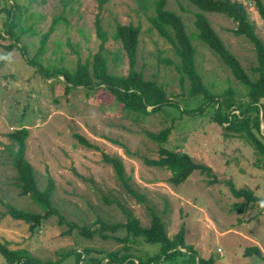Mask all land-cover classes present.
<instances>
[{"label": "rangeland", "instance_id": "rangeland-1", "mask_svg": "<svg viewBox=\"0 0 264 264\" xmlns=\"http://www.w3.org/2000/svg\"><path fill=\"white\" fill-rule=\"evenodd\" d=\"M154 1L107 0L99 7L97 0H0V242H8L10 249H23L42 262L56 264H120L112 259L106 263L112 252L130 255L134 264L150 259L151 264H197L185 249L180 250L182 254L159 259V244L128 236L123 228L131 218H137L143 228L150 227L151 216L156 215L169 238L184 228V243L193 247L199 259L211 257L215 264H264L256 256L243 257L246 247L257 246L264 258V208L255 202L237 214L232 206L242 199H235L226 185L231 181L235 189L251 190L264 201V159L245 140L226 136L229 132L213 121L212 107L197 114L185 113L202 107L204 99L188 96L187 81L180 85L175 69L179 59L148 20L154 15ZM235 1L246 6L264 42V24L254 5L249 0ZM165 9L181 17L195 48L196 68L210 91L231 89L243 96L244 89L228 68L195 37L196 14L202 13L251 76L255 53L244 37L232 33L236 25L224 15L201 12L186 0H166ZM96 19L109 37L104 44L108 68L120 76L128 73V60L120 43L110 36L117 23L140 27L136 69L145 80L165 88L172 106L164 105L134 122L132 116L118 112L119 104L108 94L84 88L65 94L62 76L45 77L43 69H73L78 61L97 53ZM53 24L54 32L37 56L42 35ZM9 28L13 36L7 32ZM11 45L15 47L7 49ZM34 60L36 64H32ZM260 104L264 106V99ZM166 127L172 130L164 146L210 167L216 184L208 185L210 178L195 172L174 187L166 182L169 172L143 164L142 158L156 159L158 150L146 132L157 133ZM21 128L28 130L24 157L33 169L37 188L43 191L52 179L51 204L64 225L54 215L30 232L29 224L8 214L6 205L41 213L16 187L9 154L14 146L8 134ZM76 134L97 149L79 144ZM260 134L264 138L262 121ZM102 154L120 160L126 185L102 161ZM69 226L71 231L65 235ZM112 226L119 228L112 230ZM82 228L88 229L91 238L81 233ZM86 250L88 255L80 258L77 253ZM0 264H9L2 255Z\"/></svg>", "mask_w": 264, "mask_h": 264}, {"label": "trees", "instance_id": "trees-1", "mask_svg": "<svg viewBox=\"0 0 264 264\" xmlns=\"http://www.w3.org/2000/svg\"><path fill=\"white\" fill-rule=\"evenodd\" d=\"M97 1L99 7H102L107 2V0ZM186 1L201 12L221 14L230 19L236 25L232 33L237 37H244L252 45L256 64L250 69L251 76H253L251 78L238 59L225 47L204 15L202 13L196 14L195 26L197 34H195V37L206 44L228 68L235 81L244 89L245 94L238 96L231 89L225 90L222 93L211 92L203 83L202 77L196 68L195 48L192 45L191 39L186 34L181 17L165 9L166 0H155L153 2L154 15L148 20L157 34L172 46L175 55L179 59V62L175 65V69L179 75V83L183 85L185 81L188 82V96L195 97L200 95L204 99L202 107L188 110L185 113L188 115L197 114L207 107H212L214 110L213 121L224 132H229L226 136L245 140L253 148L255 154L264 159V142H262L264 138L260 134L261 119L264 122V106L260 104V101L264 99V42L257 35L255 24L250 20L247 8L243 3L235 0ZM249 1L254 5L259 18L264 24L263 1ZM55 25L53 24L49 31L42 35L41 47L37 56H40L44 52V44L48 36L54 32ZM7 32L13 36L10 28ZM95 33L97 39L100 41V45L97 53L91 56V60L87 58L84 62L78 61L73 69L63 67L54 68L52 71L43 69L45 77L62 76L65 94L77 88L108 94L112 102L119 104L118 112L132 116L134 122L155 114L164 105H173L163 86L158 85L155 81L145 80L143 74L136 69L138 37L140 34L139 26H125L117 23L115 33L110 36L112 40L120 43L128 60V73L125 76L113 74L108 68L104 44L109 37L103 30L99 19L95 20ZM13 47L15 46L11 45L7 49L11 50ZM32 64H36L35 60L32 61ZM235 110L239 114L234 113ZM171 130L172 127H166L157 133L146 132V137L158 146V150L156 159L142 158L143 164L147 167L164 169L169 172L170 177L166 182L174 187L185 183L195 172L206 178H210L208 185L216 184L217 178L210 167L195 163L185 152L170 150L164 146L169 140ZM27 137L28 130L26 128L17 129L8 134V138L14 146L9 153L10 160L16 172V187L20 190V195L27 196L32 203L41 209V213H29L6 205L8 214L14 220L29 224L30 232H33L54 215L58 217V223H63L64 225L65 220L58 215L57 210L51 204V197L54 191L52 179L48 180L47 187L43 191L37 188L33 169L24 157ZM74 137L84 147L97 149L93 148L82 136L76 134ZM109 141L112 144L125 148L118 142ZM125 150L127 154L134 155L127 148ZM102 161L112 166L116 177L126 185L123 177V166L120 160L102 154ZM257 161L259 163L261 159L258 158ZM226 185L235 199H242L241 202H236L232 206L233 211L237 214L244 213L251 203L261 202V199L255 196L251 190L235 189L231 181L226 182ZM126 188L130 193H134L128 186ZM135 197L139 200L144 198L143 196ZM238 222L241 223L240 220ZM117 228L119 226H112L111 229L116 230ZM123 228L128 236L142 238L145 242L159 244V259L162 256L169 258L182 254L180 250L185 249L189 256L193 257L194 260L197 259V264H215L214 259L211 257L207 260L199 259L193 247L187 246L184 243V228H181L177 234L169 238L164 224L156 215L151 216L150 227L143 228L140 226L137 218H131ZM70 231L71 226H69V230L65 235L69 234ZM81 233L91 238L88 229L82 228ZM89 252V250H86L83 254H77L81 258V255H88ZM69 254L70 252L63 254V257ZM0 255L9 264H56L51 261L42 262L32 257L28 251L23 249L12 250L9 248L8 242H0ZM107 256L108 260L106 263H109V259H112L118 261L120 264H134L135 260L128 254L120 255L118 252L109 253ZM251 256L264 259L257 246H250L244 249L243 257L247 258ZM151 263V259L149 261L138 260V264Z\"/></svg>", "mask_w": 264, "mask_h": 264}, {"label": "clouds", "instance_id": "clouds-1", "mask_svg": "<svg viewBox=\"0 0 264 264\" xmlns=\"http://www.w3.org/2000/svg\"><path fill=\"white\" fill-rule=\"evenodd\" d=\"M260 207H261V208H264V201H261V202H260Z\"/></svg>", "mask_w": 264, "mask_h": 264}, {"label": "water", "instance_id": "water-1", "mask_svg": "<svg viewBox=\"0 0 264 264\" xmlns=\"http://www.w3.org/2000/svg\"><path fill=\"white\" fill-rule=\"evenodd\" d=\"M261 121L263 122V119H261Z\"/></svg>", "mask_w": 264, "mask_h": 264}]
</instances>
